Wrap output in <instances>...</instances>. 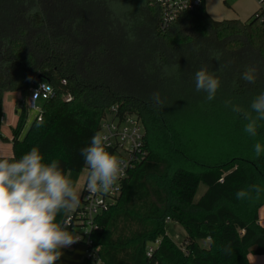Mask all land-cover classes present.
Here are the masks:
<instances>
[{
  "label": "trees",
  "instance_id": "trees-1",
  "mask_svg": "<svg viewBox=\"0 0 264 264\" xmlns=\"http://www.w3.org/2000/svg\"><path fill=\"white\" fill-rule=\"evenodd\" d=\"M33 7L38 11L29 15ZM159 20L152 0H0L3 140L4 95L22 96L13 154L0 158L19 159L38 147L43 162L59 160L66 176L80 173L81 149L112 108L120 117L135 115L144 127L145 157L117 204L97 219L82 264H250V255H264V193L256 198L251 190L244 200L236 193L264 187V154L254 158L253 150L264 144V121L253 138L243 130V115L224 102L248 110L264 91V8L246 21H218L202 0L165 30ZM247 66L257 68L255 84L241 78ZM201 67L221 80L210 102L195 91L193 75ZM38 81L55 94L22 136L26 100ZM155 91L164 107L154 104ZM201 184L206 190L196 200ZM170 222L186 232L180 245L167 234Z\"/></svg>",
  "mask_w": 264,
  "mask_h": 264
},
{
  "label": "clouds",
  "instance_id": "clouds-1",
  "mask_svg": "<svg viewBox=\"0 0 264 264\" xmlns=\"http://www.w3.org/2000/svg\"><path fill=\"white\" fill-rule=\"evenodd\" d=\"M27 3V0H25ZM38 8L29 9L34 14ZM134 39V37H130ZM219 60V54L212 57ZM224 65H220L222 70ZM241 78L255 84L257 68L247 66ZM195 91L205 93V100L212 101L221 86V80L207 67H201L193 75ZM41 91L52 92L49 83H42ZM155 105L164 107L159 91L152 93ZM225 106L236 114H242L246 124L244 132L256 137L258 128L264 121V91L255 95L249 109L225 100ZM108 136L97 131L90 144L81 149L84 164L88 168L87 190L90 194L108 193L114 190L120 176L128 167V162L110 154L106 149ZM254 158L264 154V144L253 145ZM251 190L256 198L264 193V187L252 185L249 190L236 193L239 200L251 198ZM80 204V195L72 181L60 167L59 160L43 162L38 147L19 159L0 158V264H56L63 255L62 250L79 242L81 237L67 230L70 217L57 221L58 214L75 210Z\"/></svg>",
  "mask_w": 264,
  "mask_h": 264
},
{
  "label": "built area",
  "instance_id": "built-area-1",
  "mask_svg": "<svg viewBox=\"0 0 264 264\" xmlns=\"http://www.w3.org/2000/svg\"><path fill=\"white\" fill-rule=\"evenodd\" d=\"M152 3L160 11L159 26L162 30H165L184 13L198 9L202 5V0H152ZM260 7L264 8V0H260ZM42 83L45 82L38 81L33 85L26 100L27 110L38 112V120H41L44 102L55 94L54 88L51 86V93L41 91L36 97L37 90ZM71 98V95L68 94L64 99L70 101ZM112 110L110 116H106L102 121L100 132L109 138L108 144L110 147L106 150L110 154L126 160L128 167L118 179L114 190L108 193L97 192L90 194L87 190V175L78 210L75 215L70 216L71 220L67 228L77 229L72 232L81 237V240L77 243L85 244L87 251L92 244V233L98 229L97 219L117 204L123 190L124 181L135 166L142 162L145 157L143 147L144 127L141 120L135 115L117 116L116 108H112ZM160 243L161 239L152 242L148 246L147 255L151 256Z\"/></svg>",
  "mask_w": 264,
  "mask_h": 264
},
{
  "label": "rangeland",
  "instance_id": "rangeland-1",
  "mask_svg": "<svg viewBox=\"0 0 264 264\" xmlns=\"http://www.w3.org/2000/svg\"><path fill=\"white\" fill-rule=\"evenodd\" d=\"M209 6L212 9L214 15H226L227 17L223 18L224 19H235L238 17V13L236 10V5H235V0H209ZM154 7L156 8V6L154 5ZM218 13V14H217ZM248 18V17H247ZM66 96H64L65 98ZM65 100V99H64ZM19 103V102H18ZM42 104V103H41ZM20 110L18 104L13 107L12 109V115L17 116L18 117V111ZM38 116V112L36 111H29L28 113V118H27V123L26 126L23 130L22 136L26 134L30 124L32 123V121ZM107 116H110V114L108 113ZM5 133V132H4ZM2 136L4 138H7L8 141L3 140L0 137V147L2 150H0V156L2 155H6L5 153H11V133L8 132V134H3ZM88 175V168H84L82 170V172L80 173H70L67 175V177L72 181L73 186L76 188V190L78 191L80 198L84 189V184H85V180L86 177ZM206 190V186L201 184L199 187V191L197 193L196 196V200L205 192ZM76 210V209H75ZM75 210L69 211L66 214L61 213L58 214L57 216V221L62 222L63 219L70 217L74 214ZM167 229H168V234L170 235V237L176 241L177 243H181V239H183V236H185L186 232L183 229V227L177 223L171 222L168 223L167 225ZM73 234H76L75 232H71ZM78 245H76V249L74 248L72 252H74V261H76V264H79V256H83V258L85 256L88 255V251H87V246L85 244L82 243H77ZM203 247H206L205 244H203ZM75 250V251H74ZM87 252V254H86ZM63 256V255H62ZM61 256V258L56 262V264H67L65 262V259H63ZM73 261V260H72ZM73 264V263H72Z\"/></svg>",
  "mask_w": 264,
  "mask_h": 264
},
{
  "label": "crops",
  "instance_id": "crops-1",
  "mask_svg": "<svg viewBox=\"0 0 264 264\" xmlns=\"http://www.w3.org/2000/svg\"><path fill=\"white\" fill-rule=\"evenodd\" d=\"M209 2H210L209 0H204V6H205L207 13L210 15V17L212 19L221 21V20H223V18L227 17L226 15H220L218 13H217L218 15H214L212 9L209 6ZM235 5H236L237 13H238L237 14L238 17L235 19H240L242 21H246L260 8V0H235ZM224 20H226V19H224ZM21 99H22V96L18 92H8L4 95L3 117H2V133L3 134L7 135L9 132V133H11V136H12V129L16 126V124L18 122V117L12 115V109H13V107H15L18 104V102ZM0 150H2L1 147H0ZM11 150H12L11 153H8V154L5 153L6 155H2V156H12V154H13L12 144H11ZM86 179H87V177H86ZM85 183H86V180H85ZM259 222L264 227V205L261 207V209L259 211ZM167 231H168V229H167ZM167 234H168V232H167ZM169 237H170V235H169ZM185 238H186V234H185V236H183V239H181L180 242L182 243ZM209 241H210L209 239L202 240V241H200V244L202 246H203V244L208 246L210 243ZM181 243H177V244L180 245ZM76 245H78V244L75 243V244L71 245L70 247L64 248L62 250V252H63L62 258L65 259V262L67 264H72V263L76 264V261H74V256H73L74 252L71 253V251H73V249L76 247ZM86 254H87V252H86ZM84 258H83V256L82 257L79 256V262H80L79 264H82V261ZM249 262H250V264H264V255L263 256L250 255L249 256Z\"/></svg>",
  "mask_w": 264,
  "mask_h": 264
}]
</instances>
